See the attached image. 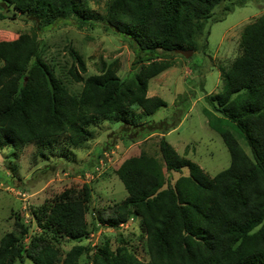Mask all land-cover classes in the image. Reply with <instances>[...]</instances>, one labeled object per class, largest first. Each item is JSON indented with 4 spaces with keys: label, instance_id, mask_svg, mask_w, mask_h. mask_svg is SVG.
I'll return each mask as SVG.
<instances>
[{
    "label": "trees",
    "instance_id": "trees-1",
    "mask_svg": "<svg viewBox=\"0 0 264 264\" xmlns=\"http://www.w3.org/2000/svg\"><path fill=\"white\" fill-rule=\"evenodd\" d=\"M89 1L0 0V20L21 17L34 25L30 34L0 42V150L11 148L16 156L34 146L36 155L46 160L59 141L82 149L92 129L108 118L123 124L118 138L126 125L135 128L134 135L142 130L166 134L155 131L161 128L156 124L136 129L143 126L135 125L140 118L135 109L141 117H150L166 107L162 99L147 96L149 81L173 67L169 54L197 50L196 40L205 34L215 8L233 1L214 23L235 6L255 0H107L102 16L95 15ZM69 21L121 37L135 55L132 75L121 79L108 67L85 77L84 60L72 50L68 75L82 87L77 96L71 95L40 59L36 41L38 34ZM239 48V56L222 74L223 90L205 97L222 116L204 111L208 126L229 153V167L210 178L161 137L159 157L141 153L116 171L127 197L114 205L109 217L97 220L117 229L137 219L147 261L127 247L112 251L107 245L95 250L75 245L61 252V239L81 241L90 233L86 215L92 196L85 186L81 199L63 194L34 210L41 233L27 244L29 229L17 219L0 239V264H82L81 257L93 251L89 264H264V14L242 28ZM222 122L233 125L250 156ZM184 169L187 176L173 185L167 181L165 174Z\"/></svg>",
    "mask_w": 264,
    "mask_h": 264
},
{
    "label": "rangeland",
    "instance_id": "rangeland-1",
    "mask_svg": "<svg viewBox=\"0 0 264 264\" xmlns=\"http://www.w3.org/2000/svg\"><path fill=\"white\" fill-rule=\"evenodd\" d=\"M106 1H89L95 15H104ZM232 3L226 1L214 9L212 19L205 25V34H209L197 38V50H193L190 58L169 54L166 57L174 63L173 67L149 81L147 96L162 99L166 107L150 117H141V112L134 110L135 116L140 117L136 118L135 125L143 126L136 129H144L146 124H156L161 128L155 131L166 134H149L147 130H142L140 135L144 133L140 137L131 131L135 128L126 125L121 140L118 135H121L123 124L108 118L92 129V138L82 149L67 148L59 141L58 149L46 160L36 155L34 146L24 148L16 156L11 148L0 150V239L13 230L19 219L29 229L27 244L29 238L41 233L32 216L34 210L63 194L81 199L82 190L87 186L92 196L90 212L86 215L90 233L81 241L61 239L58 244L61 252L65 254L75 245H90L93 250L107 245L112 251L127 247L139 260H148L145 239L137 219L131 218L117 229L100 225L97 219L99 216L103 219L109 217L114 205L127 197L116 175L120 165L141 153L159 157L161 137L179 156H185L197 164L210 178L229 167V153L220 135L208 126L204 111L217 118L222 116L213 111L205 97L223 90L225 81L222 74L239 56L242 28L264 14V1L255 0L243 7L235 6L222 21L214 23L223 15L225 7H230ZM33 26L29 20L21 17L0 20V42L30 34ZM78 26L74 21L60 23L38 34L36 39L40 59L71 95L77 96L82 87L68 75L74 64L70 53L72 50L84 60L85 77L98 75L108 67H112L121 79L132 75L135 55L121 37L99 26ZM164 56L159 52V57ZM222 126L250 156L249 148L233 125L222 122ZM187 174L188 171L184 169L181 174L169 173L165 176L173 185L179 177ZM92 223L96 231H93ZM93 252L83 255L80 262L89 264ZM24 264L30 263L26 261Z\"/></svg>",
    "mask_w": 264,
    "mask_h": 264
},
{
    "label": "water",
    "instance_id": "water-1",
    "mask_svg": "<svg viewBox=\"0 0 264 264\" xmlns=\"http://www.w3.org/2000/svg\"><path fill=\"white\" fill-rule=\"evenodd\" d=\"M176 54H179L185 59H188L193 55V50H187V51L177 50Z\"/></svg>",
    "mask_w": 264,
    "mask_h": 264
}]
</instances>
